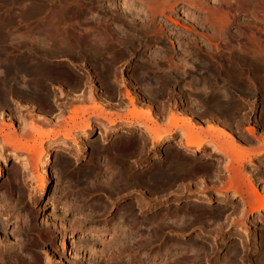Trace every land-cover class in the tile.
<instances>
[{
    "label": "rangeland",
    "instance_id": "374dc122",
    "mask_svg": "<svg viewBox=\"0 0 264 264\" xmlns=\"http://www.w3.org/2000/svg\"><path fill=\"white\" fill-rule=\"evenodd\" d=\"M218 1L222 0H201V6L195 7L186 0H173L161 12L151 13L143 0H0V70L4 45L10 59L29 48L30 56L56 70L46 80L42 101L14 94L0 102V124L15 116L18 140L36 147L39 140L33 131L23 133L31 120L45 132L58 129L62 133L72 125L71 109L79 106L77 121L90 117L92 127L78 129L69 139L61 133L44 138L33 159L25 149L1 145L0 136V264L20 263L19 257L24 264H115L116 258V264H172L173 258H179L175 262L196 258L194 264H224V260L228 264L230 256H237L236 264H264V204L254 212L256 204H245L242 187L239 195L234 191L239 184L233 190L229 186L234 182L230 176L239 172L240 178L252 177L264 196V0H224V5ZM214 4L219 11L231 8L232 14L224 13L225 24L210 15ZM49 27L64 29L71 49H58L59 36ZM71 29L79 34L86 31V37L70 39L78 35ZM11 88H6V96ZM66 98L70 105L62 110L60 103ZM148 103L162 126L170 114L187 118L191 113L197 126L222 127L238 144L254 153L262 148V153L229 166L228 158L211 150L209 143L200 152L176 147L181 129L159 145L139 120L126 127L127 118L115 116L123 117L135 106L145 109ZM92 105L115 121L81 112ZM4 128L0 135L8 131ZM112 151L123 154L120 165L127 170L119 183L111 179ZM174 160L180 163L176 167ZM23 163L30 167L23 169ZM84 171L100 172L94 189L87 181L78 185L72 179L84 176ZM120 220L123 227L115 230ZM232 250L238 254H228ZM7 252L19 253L18 258L15 253L18 262L8 263Z\"/></svg>",
    "mask_w": 264,
    "mask_h": 264
},
{
    "label": "bare ground",
    "instance_id": "6f19581e",
    "mask_svg": "<svg viewBox=\"0 0 264 264\" xmlns=\"http://www.w3.org/2000/svg\"><path fill=\"white\" fill-rule=\"evenodd\" d=\"M144 1V5H147V7H148V9H149V11L151 12V13H154V12H161L166 6H167V4H169V2H170V4H171V2L173 1H171V0H143ZM175 1V0H174ZM177 1V0H176ZM179 1V0H178ZM187 1H188V3H192L194 6L195 5H200V3H201V0H186V3H187ZM203 1V0H202ZM205 1V0H204ZM223 1L224 0H222V1H218V2H221V3H223ZM228 1V0H227ZM227 1H225L226 3H227ZM244 1H249V0H244ZM41 2V1H40ZM58 2V1H57ZM60 2H62V1H60ZM69 2V1H68ZM196 2H197V4H196ZM216 2V1H215ZM217 2V3H218ZM224 2V3H225ZM233 2V1H232ZM241 2V1H240ZM243 2V1H242ZM260 2V1H259ZM45 3H46V1H45ZM52 3V2H51ZM74 3V2H73ZM97 3V2H96ZM172 3H174V2H172ZM182 3V2H181ZM195 3V4H194ZM224 3H223V5H224ZM228 3H229V1H228ZM29 4V3H28ZM31 4V3H30ZM43 4V3H42ZM64 4V3H63ZM69 4V3H68ZM126 4V3H125ZM131 4H133V3H131ZM191 4V5H192ZM204 4H205V2H204ZM207 4V3H206ZM50 5V4H49ZM48 5V6H49ZM70 5V4H69ZM68 5V6H69ZM75 5V4H74ZM73 5V6H74ZM120 5V4H119ZM128 5H130V3H128L126 6H127V8L129 7ZM190 5V4H189ZM198 5V6H199ZM217 5V4H216ZM216 5L214 4V6L216 7ZM222 5V4H221ZM222 5V6H223ZM227 5V4H226ZM259 5V4H258ZM257 5V6H258ZM23 6V5H22ZM63 7H64V5H62ZM67 6V5H66ZM77 6V5H76ZM201 6V5H200ZM203 6V5H202ZM213 6V5H212ZM213 6V8H215ZM221 6V7H222ZM236 6V5H235ZM24 7V6H23ZM88 7V6H87ZM130 7H131V5H130ZM193 7V6H192ZM191 7V8H192ZM195 7H197V6H195ZM206 7V6H205ZM230 6H228V7H224L223 6V8H229ZM232 7V6H231ZM253 7V6H252ZM66 8V7H65ZM91 8V7H90ZM97 8V7H96ZM207 8V7H206ZM208 8H209V6H208ZM212 8V7H211ZM237 8V7H236ZM239 8V7H238ZM241 8V7H240ZM245 8V7H244ZM36 9V11H38V7H36L35 8ZM68 9V8H67ZM193 9V8H192ZM196 9V8H195ZM230 10H231V8H229ZM229 9H226V11H227V14L228 13H230V14H232L231 12H228V10ZM235 9V8H234ZM251 9V8H250ZM69 10V9H68ZM88 10V9H87ZM204 10V9H203ZM209 10V9H208ZM207 10V11H208ZM224 10L225 9H223V11L220 9V11L221 12H223V16H219V14H218V11H219V8H218V10H217V7L215 8V9H213V10H211V16H215V20H218L217 18L218 17H220V19H221V24H225V22H227V14H224L225 12H224ZM232 10H233V8H232ZM238 10H240V9H238ZM48 11V10H47ZM52 11V10H51ZM57 11V10H56ZM134 11V10H133ZM202 11V10H201ZM219 11V12H220ZM242 11V10H241ZM35 12V11H34ZM49 12V11H48ZM97 12V11H96ZM140 12V11H139ZM193 12V11H192ZM199 12V11H198ZM236 12V11H235ZM244 12V11H243ZM62 13V12H61ZM65 13V12H64ZM68 13V12H67ZM208 13H209V11H208ZM240 13V12H239ZM35 14V13H34ZM57 15H58V13H56ZM63 14V13H62ZM84 15H85V13H83ZM94 14V13H93ZM97 14V13H96ZM229 14V15H230ZM19 15V14H18ZM74 15V14H73ZM83 15V16H84ZM95 15V14H94ZM126 15V14H125ZM187 15V14H186ZM209 15V14H208ZM210 15H209V17H210ZM220 15H222V13L220 14ZM229 15H228V17H229ZM238 15V14H237ZM37 16H39V15H37ZM63 16H65V15H63ZM67 16H69L68 14H67ZM91 16H93V15H91ZM119 16V15H118ZM216 16H218V17H216ZM59 17V16H58ZM107 17V16H106ZM120 18H121V16H119ZM126 17V16H125ZM124 17V18H125ZM231 17V16H230ZM87 18H89V17H87ZM92 19H93V17H91ZM103 18V17H102ZM132 18V17H131ZM208 18V17H207ZM54 19H55V17H54ZM61 19V18H60ZM96 19V18H95ZM98 19V18H97ZM109 19V18H108ZM145 19V18H144ZM209 19H211V17L209 18ZM213 19H214V17H213ZM34 20V19H33ZM91 20V19H90ZM235 20V19H234ZM106 21V20H105ZM110 21H112V20H110ZM206 21V20H205ZM210 21V20H209ZM213 21V20H212ZM231 21V20H230ZM95 22V21H94ZM204 22V21H203ZM223 22V23H222ZM65 23V22H64ZM74 23V22H73ZM116 23V22H115ZM192 23V22H191ZM212 23V22H211ZM218 23V22H217ZM216 23V24H217ZM244 23V22H243ZM250 23V22H249ZM37 24V23H36ZM83 24V23H82ZM95 24V23H94ZM215 24V23H214ZM228 24V23H227ZM38 25H39V23H38ZM41 25V24H40ZM57 25V24H56ZM55 25V26H56ZM66 25V24H65ZM69 25V24H68ZM85 25H87V24H85ZM90 25V24H89ZM96 25V24H95ZM186 25V24H185ZM208 25V24H207ZM211 25V24H210ZM241 25V24H240ZM244 25H246L245 23H244ZM88 27V26H87ZM214 27V26H213ZM44 28V27H43ZM43 28H42V30H43ZM50 28V27H49ZM59 28V27H58ZM64 28V27H63ZM83 28H84V26H83ZM108 28V27H107ZM110 28V27H109ZM137 28V27H136ZM140 28V27H139ZM142 28V27H141ZM210 28V27H209ZM216 28H217V25H216ZM230 28V27H229ZM47 29V28H46ZM89 29V28H88ZM102 29V28H101ZM100 29V30H101ZM213 29V28H212ZM242 29V28H241ZM246 29H247V27H246ZM41 30V29H40ZM48 30V29H47ZM52 33H55L56 35L58 34V36H59V38L57 39V41L55 42L56 43V45L58 46V49H66V48H70V46H71V40H69V39H66L65 37V31H64V29H62V28H60V29H56V28H50L49 29ZM48 30V31H49ZM73 32H74V30H75V33L76 34H78V35H75V36H68L70 39H84V36L86 37V31L85 32H83V33H81V34H79V33H77L76 32V29H71ZM110 30V29H109ZM115 30V29H114ZM239 30V29H238ZM88 31V30H87ZM93 31V30H92ZM190 31V30H189ZM38 32V31H37ZM67 32H68V30H67ZM231 32V31H230ZM38 33H41V32H38ZM38 33H36V34H38ZM85 33V34H84ZM91 33V32H90ZM214 33V32H213ZM244 33V32H243ZM44 34V33H43ZM54 34V35H55ZM83 34V35H82ZM95 34V33H94ZM99 34V33H98ZM124 34V33H123ZM252 34V33H251ZM138 35V34H137ZM182 35V34H181ZM229 35V34H228ZM238 35H239V33H238ZM40 36V35H39ZM100 36V35H99ZM140 36V35H139ZM233 36V35H232ZM241 36V35H240ZM118 37V36H117ZM247 37V36H246ZM44 38V37H43ZM110 38V37H109ZM221 38V37H220ZM230 38V37H229ZM90 39H91V37H90ZM94 39V38H93ZM105 39V38H104ZM225 39V38H224ZM233 39V38H232ZM7 40V39H6ZM10 40V39H9ZM20 40V39H19ZM40 39H38V44L40 43V41H39ZM55 40V39H54ZM75 41V40H74ZM96 41V40H95ZM248 41V40H247ZM0 42H3V39H0ZM20 42V41H19ZM43 44H45L46 43V41L44 42V40H42L41 41ZM101 42V41H100ZM112 42V41H111ZM123 42V41H122ZM235 42H237V41H235ZM12 43H13V40H12ZM33 43V42H32ZM35 43V42H34ZM53 43V42H52ZM75 43V42H74ZM77 43V42H76ZM251 43V42H250ZM4 44V43H3ZM6 44V43H5ZM9 44H10V42H9ZM16 44V43H15ZM36 44V43H35ZM78 44V43H77ZM99 44V43H98ZM109 44V43H108ZM1 45V44H0ZM11 45V44H10ZM13 45V44H12ZM47 45H49L48 44V42H47ZM97 45V44H96ZM256 45V44H255ZM74 46V45H73ZM101 46V45H100ZM2 48H1V52H2V55H4V57H6V59L8 60V61H11V62H13V63H15V65L13 64L12 65V63L10 62L9 64H10V67L7 65V68H6V72L5 73H3V72H1L0 71V79H2L3 81V84L4 85H2V87H3V90L5 91L6 90V88L8 87V86H12V90L13 91H10L11 93H9V94H11V95H14L15 93H16V91L14 90V89H16L17 90V88L20 86V87H27L26 88V90L25 91H27L28 92V96H31L34 100H37V101H42L43 99L42 98H44L45 96H46V94H47V91H46V80H47V78H48V76L50 75L51 77H52V73H53V71H54V69H52L51 67H49V65L46 63V62H43V61H38V60H36V58L35 57H32V54H31V56H30V49L29 48H27V50L25 51V54H20V55H18V56H16V57H14L13 59H10V57H7V52H8V47L7 46H1ZM44 47V46H43ZM47 47V46H46ZM244 47V46H243ZM251 47V46H250ZM78 48V47H77ZM237 48V47H236ZM235 48V49H236ZM254 48V47H253ZM47 49H49V47L47 48ZM56 49V48H55ZM71 49V48H70ZM126 49V48H125ZM233 49V48H232ZM252 49V48H251ZM250 49V50H251ZM40 50V49H39ZM46 50V49H45ZM62 50V51H63ZM75 50H77V49H75ZM238 50V49H237ZM33 51V50H32ZM52 51H53V49H52ZM125 51V50H124ZM160 51V50H159ZM162 51V50H161ZM228 51H229V49H228ZM241 51H243V50H241ZM252 51V50H251ZM256 51V50H255ZM52 53V52H51ZM229 53V52H228ZM94 54V53H93ZM162 54V53H161ZM252 54V53H251ZM11 55V54H10ZM49 55V54H48ZM227 55V54H226ZM261 55H262V52H261ZM12 56V55H11ZM36 56V55H35ZM151 56V55H150ZM158 56H160V55H158ZM229 56V55H228ZM264 56V55H263ZM3 57V58H4ZM48 57V56H47ZM46 58V57H45ZM52 59V58H51ZM185 61V60H184ZM101 66V65H100ZM4 68V67H3ZM12 68V69H11ZM250 68V67H249ZM11 69V70H10ZM4 70V69H3ZM5 71V70H4ZM56 71V70H55ZM54 71V72H55ZM149 71V70H148ZM147 71V72H148ZM59 73V72H58ZM139 73V72H138ZM3 74V75H2ZM86 75V74H85ZM247 76V75H246ZM248 77V76H247ZM6 80H10L12 83H15L16 85H19L17 88H15L14 86H13V84H11L10 83V81L7 83V82H5ZM91 82V81H90ZM158 82V81H157ZM49 83V82H48ZM155 83V82H154ZM89 85V84H88ZM204 86V85H203ZM19 87V88H20ZM10 88V87H9ZM14 88V89H13ZM18 88V89H19ZM228 88V87H227ZM10 89V90H11ZM103 89V88H102ZM23 89H21V91H22ZM48 90V89H47ZM24 91V92H25ZM137 91V90H136ZM20 92V91H19ZM90 92V91H89ZM148 92V91H147ZM18 93V92H17ZM16 93V94H17ZM23 93V92H22ZM128 93V92H127ZM8 94V93H7ZM24 94H26V93H23V94H21V96H23ZM80 94V93H79ZM149 94V93H148ZM228 94V93H227ZM18 95H20V93L18 94ZM72 95H75V94H72ZM89 95V94H88ZM91 96H92V94H90ZM4 96H6V95H4ZM26 95H24V97H25ZM67 96V95H66ZM65 96V97H66ZM78 96V95H77ZM80 96V95H79ZM82 96H84V94H82ZM149 96V95H148ZM81 97V96H80ZM94 97V96H93ZM92 97V98H93ZM103 97V96H102ZM145 97V96H144ZM225 97V96H224ZM63 98V97H62ZM67 98H69V97H67ZM67 98H66V100H67ZM77 98V97H76ZM83 98V97H82ZM149 98V97H148ZM4 99V98H3ZM12 99V98H11ZM26 99H29V97L27 98L26 97ZM81 98H79L78 100H80ZM130 99V98H129ZM7 100V99H6ZM70 100V99H69ZM106 100V99H105ZM104 100V101H105ZM148 100V99H147ZM59 101V100H58ZM133 102L132 101V99H130L129 100V102ZM145 101H146V99H145ZM2 102H3V100H2ZM148 102V101H147ZM65 103H66V101H65ZM65 103H62V105L63 104H65ZM61 104V103H60ZM68 104V103H67ZM86 104V103H85ZM131 104V103H130ZM133 104H135L134 102H133ZM132 104V105H133ZM30 105V104H29ZM70 105V104H69ZM64 106V105H63ZM134 106V105H133ZM79 107V106H78ZM78 107H75L74 109H71L72 111V115L71 116H69V119H70V121H71V126H70V128L69 129H65L64 128V130L62 131V133L60 132V131H54V130H52V131H50V132H45L44 130H42L41 128H40V126H36V125H34L33 124V122H32V120L30 121V125H28V127L26 126V128H25V126H24V128H23V133H26V131L25 130H32L33 131V134L35 135V137H36V140L38 139L39 141H36L37 142V144H38V146L36 147V145H27V144H24V142L23 143H21L19 140H18V136L15 134V129L13 128L14 127V122H19V120L18 119H16V117L15 116H13L12 118H10V122L9 123H1L0 124V132L1 131H4V126L8 129V131L5 133V134H1L0 136H2V144L1 145H7V146H9V147H12L13 149H15V150H23V151H25V150H27L29 153H30V155L32 156V158L30 157V159H33V157H35V155L37 156V153L39 152V150H38V147L39 146H42V144H43V140H44V138H50V137H54V136H58V134L59 133H61V135H62V137L65 139V138H68L69 139V137L71 136V135H73V132H75V131H77L78 129H81V128H83V127H87L89 130H92V127H91V120H90V117L89 118H86L83 122L82 121H77V119H79V114L80 113H78L79 111H78ZM65 108H67V107H65ZM128 108V107H127ZM155 108V107H154ZM62 109V108H61ZM61 109H60V111H61ZM68 109V108H67ZM80 109V108H79ZM152 108H151V105L148 103L147 104V107H145V109L143 108H140V109H138V107L136 108V106L135 107H133L131 110H128L127 112H129L127 115H125V116H123L122 117V115L121 116H118V115H115L116 116V118H119V119H123V118H127V120H126V127H131V125L132 124H134L133 122H132V120L133 119H137V120H139L140 122H138V123H140L139 125L140 126H142L143 127V130L144 131H147V132H150L151 134H152V137H153V141H155L156 143H160L164 138H166V137H168V136H171L172 135V133H174V132H176L177 131V129H181L182 130V132H181V134H180V139L179 140H176V143H175V145H176V147H178L179 146V148H180V146H185L186 148H187V150H189V151H192V152H200V151H203L202 150V148L205 146V145H207V143H209L210 144V147L212 146V149L211 150H213V151H219V152H221L220 154H224L227 158H228V164H229V166H232L231 164L232 163H242V161H243V159H245L246 157H247V159L249 158V160H251L252 158H250V156H252L253 154L254 155H260L261 153H262V151H264V147H263V150H262V148L260 149V150H262V151H260V150H257V152L256 153H254L253 152V150L251 149H249V148H247L246 146H243V145H241V144H238L237 143V141H236V139L234 138V136L229 132V131H227L226 129H224V128H222V127H219V126H213V125H211V124H209V125H207V127L206 128H203L202 126H197L196 125V120H194V118L192 117V114L190 113V114H188V117L187 118H180V117H178V116H176V115H171L170 114V116H169V118H167L168 120H169V122L168 123H166V125L165 126H162V123H160L158 120H157V118H156V116L152 113V110H151ZM63 110V109H62ZM98 106H96V105H92V107H90V108H87V109H85V110H83L82 109V113H85V112H90V113H92V115H98V116H101L103 119H106V121L107 122H109V123H112L113 121H115V117L113 116L112 117V115H110V116H107L106 114H103V113H101V112H98ZM164 110V109H163ZM101 111V110H100ZM188 111V110H187ZM12 112V111H11ZM2 113V112H1ZM82 113H81V115H82ZM110 113V112H109ZM156 114V113H155ZM175 114V113H174ZM15 115V114H14ZM89 115V114H88ZM114 115V114H113ZM11 116V115H10ZM158 116V115H157ZM66 117V116H65ZM64 117V118H65ZM184 117V116H183ZM67 118V117H66ZM66 118H65V120H66ZM129 118V119H128ZM2 119V118H1ZM3 120V119H2ZM1 120V121H2ZM68 120V119H67ZM136 120V121H137ZM2 122H4V121H2ZM46 123H49V122H46ZM66 123V122H65ZM27 124V123H26ZM60 124V123H59ZM104 124V123H103ZM114 125V124H113ZM122 126V125H121ZM112 127H114V126H112ZM116 127H118V126H116ZM119 128V127H118ZM116 129V128H115ZM128 131V130H127ZM143 132V131H142ZM249 132H253V128L249 131ZM52 139V138H51ZM143 139V138H142ZM53 141V140H52ZM55 141V140H54ZM139 142V141H138ZM144 142V141H143ZM263 142V141H262ZM124 143V142H123ZM126 143V142H125ZM51 144H52V142H51ZM262 144V143H261ZM260 144V145H261ZM160 145V144H159ZM209 146V145H208ZM262 146V145H261ZM260 146V147H261ZM143 147H144V145H143ZM2 147H0V149H1ZM189 148V149H188ZM25 149V150H24ZM184 149V148H183ZM185 150V149H184ZM17 152V151H16ZM115 151H112V156H111V158H109L111 161H110V165H111V168H112V176L111 177H113V178H111L112 180H114V182L115 183H119V181L122 179V176H123V172L124 171H127V170H124L122 167H121V160H120V157L123 155V154H121V156H119V154H117V152H115ZM186 152V151H185ZM218 152V153H219ZM213 154V153H212ZM10 155V154H9ZM14 155V154H13ZM34 155V156H33ZM45 157L48 155V151L47 152H45ZM44 155H43V157H44ZM155 155V154H154ZM191 155V154H190ZM223 155V156H224ZM139 156V155H138ZM9 157V156H8ZM15 161H17V162H19L18 160V157H16V156H11ZM44 157V158H45ZM123 157V156H122ZM140 157V156H139ZM3 159H6V157L5 158H3ZM9 159V158H8ZM122 159V158H121ZM135 160V159H134ZM175 161V160H174ZM174 161H172V166H175L176 167V165H179L180 163H178V162H174ZM2 162V161H1ZM43 162V161H42ZM47 162V161H46ZM63 162H64V160H63ZM62 162V163H63ZM97 162H99V161H97ZM97 162H95L96 164H97ZM105 162V161H104ZM61 163V164H62ZM65 163V162H64ZM99 163H101V162H99ZM48 164V163H47ZM99 165V164H98ZM102 165V164H101ZM105 165V164H104ZM107 165V164H106ZM105 165V166H106ZM171 165V164H170ZM235 165V164H234ZM239 165V164H238ZM238 165H237V167H238ZM241 165V164H240ZM45 166V165H44ZM44 166H42V167H44ZM100 166V165H99ZM228 166V167H229ZM21 167V166H20ZM22 167H23V169H27L28 167H30V165H28L27 163H23L22 164ZM104 167V166H103ZM233 167H235V166H233ZM99 168V167H98ZM108 168H109V166H108ZM110 168V169H111ZM226 168V167H225ZM48 169V168H47ZM102 169V168H101ZM226 169H228V168H226ZM237 169H239V168H237ZM241 169V168H240ZM239 169V170H240ZM106 170V169H105ZM231 170V169H230ZM229 170V171H230ZM96 171V170H95ZM101 171V170H100ZM82 172V171H81ZM85 172V171H84ZM244 172V171H243ZM78 173H80V172H78ZM83 173V172H82ZM82 173H80V174H82ZM106 173H108V172H106ZM105 173V174H106ZM108 173V174H109ZM126 173V172H125ZM124 173V174H125ZM161 173H163V172H160L159 171V174H161ZM183 173V172H182ZM239 172H237L236 173V175H234V178H232L231 176H230V178H231V182H233V183H235V181H236V183L235 184H231V185H229L230 187H232V189L231 190H233L236 186L238 187V185H236V184H239L240 185V187H238V189L239 190H234V191H236V193L238 192V194L240 195V189H241V187H242V192L243 193H245L246 194V198H245V204H248V205H252V204H256V206L255 205H252V206H255V208H254V212H257V211H259L261 208H262V205L264 204V196L263 195H260V194H262V193H260L259 194V192H258V188H256V184L254 185L253 184V180L251 179L252 177H250V176H248L247 174V176L245 177V178H242V176H241V178H240V175H237ZM246 173V172H245ZM100 174V172L99 173H94L93 171H86L85 172V178H82V177H84V176H75V177H73L74 175H72V179L74 180H76V182H77V184L78 185H80V184H82L83 183V181H87V182H89V183H87V182H85L86 184H89L88 186H92L93 187V189L95 188V184H96V182L95 183H93L94 181H96V178L98 177V175ZM158 174V175H159ZM240 174H242V173H240ZM102 175V174H101ZM100 175V176H101ZM126 175V174H125ZM162 175V174H161ZM0 176H1V168H0ZM107 176V175H106ZM109 176V175H108ZM164 176V175H163ZM236 176V177H235ZM125 177V176H124ZM102 178H105V177H102ZM229 178V179H230ZM109 179V178H108ZM110 179V181H112ZM124 179V178H123ZM162 179V178H161ZM232 179H233V181H232ZM98 180V179H97ZM248 181V185L245 183V181ZM252 180V181H251ZM106 181H108V180H106ZM75 182V181H74ZM99 182V181H98ZM103 183V182H102ZM112 183V182H111ZM108 185V184H107ZM106 185V186H107ZM115 185V184H114ZM117 186H118V184H116ZM235 187H234V186ZM84 186H87V185H84ZM87 186V187H88ZM113 186V185H112ZM111 186V187H112ZM43 187H45L44 185H43ZM43 187H42V189H43ZM87 187H86V190H91V189H87ZM91 188V187H90ZM113 188H114V186H113ZM116 186H115V190H116ZM125 188V187H124ZM41 189V190H42ZM68 189V188H67ZM84 189H85V187H84ZM229 189V188H228ZM230 190V189H229ZM64 191V190H63ZM70 191V190H69ZM92 191V190H91ZM72 192V191H71ZM75 192H73V194H74ZM91 194V193H90ZM243 196V195H242ZM241 197V196H240ZM82 199V198H81ZM244 200V199H243ZM96 202V201H95ZM104 204V203H103ZM244 204V205H245ZM247 206V205H246ZM248 207H250V209H251V206H248ZM238 209V208H237ZM236 209V210H237ZM122 213V212H121ZM120 215V214H119ZM130 216V215H129ZM116 217H118V216H116ZM136 217V216H135ZM119 218L120 219H122L123 220V216L121 215V216H119ZM187 218V217H186ZM116 219V218H115ZM118 219V218H117ZM116 219V220H117ZM132 219H133V217H132ZM132 219H130L131 221H132ZM215 219V218H214ZM236 219V218H235ZM134 222L133 223H135V219L133 220ZM209 221V220H208ZM213 221V220H212ZM217 221V220H216ZM238 221V220H237ZM181 222V221H180ZM224 222V221H223ZM234 222V221H233ZM114 223V222H113ZM119 223H121V220L120 221H118V225H116L115 224V230H116V228H118L120 225H119ZM127 223V222H126ZM62 224V223H61ZM124 224V223H123ZM153 224H154V222H153ZM239 224V223H238ZM126 225V224H125ZM124 225V226H125ZM183 225V224H182ZM216 225V224H215ZM166 226V225H165ZM173 226V225H172ZM225 226V225H224ZM120 227H123V225L122 226H120ZM119 227V228H120ZM142 227V226H141ZM151 227H153V226H151ZM219 227V226H218ZM138 228V227H137ZM157 228V227H156ZM175 228V227H174ZM169 229V228H168ZM201 229V228H200ZM215 229H217V228H215ZM21 230V229H20ZM93 230H96V229H93ZM114 230V231H115ZM149 230V229H148ZM97 231V230H96ZM95 231V232H96ZM137 231H139V230H137L136 229V232ZM17 232V231H16ZM90 232V231H89ZM123 232H125V231H123ZM127 232V231H126ZM112 233V232H111ZM115 233V232H114ZM129 233V232H128ZM134 233V232H133ZM217 233V232H216ZM24 234V233H23ZM91 234V233H90ZM100 234V233H99ZM127 234V233H126ZM85 235V234H84ZM94 235V234H93ZM96 235H98V234H96ZM124 235V234H123ZM130 235V234H129ZM138 235L141 237L140 239H142V235H140L139 234V232H138ZM153 235V234H152ZM220 235V234H219ZM244 235V234H243ZM87 236V235H86ZM85 236V237H86ZM138 236V237H139ZM202 236V235H201ZM125 237V236H124ZM130 237V236H129ZM131 237H133V236H131ZM156 237V236H155ZM73 238V237H72ZM104 238V237H103ZM120 238V237H119ZM127 238V237H126ZM149 238L150 237H148V240H149ZM152 239H154L153 237H151ZM157 238V237H156ZM213 238V237H212ZM246 238V237H245ZM18 239V238H17ZM129 239H131V238H129ZM139 239V238H138ZM241 239V238H240ZM243 239V238H242ZM29 240V239H28ZM115 241H116V238L114 239ZM117 240H118V238H117ZM121 240V239H120ZM120 240H118L117 241V243L120 241ZM1 241H3V240H1ZM0 241V242H1ZM74 241V240H73ZM114 241V242H115ZM129 241V240H128ZM131 241V240H130ZM134 241H136L135 240V238H134ZM75 242V241H74ZM5 243H6V241H5ZM5 243H4V245H5ZM44 243V242H43ZM71 243V242H70ZM73 243V242H72ZM116 243V244H117ZM124 243V242H123ZM128 243V242H127ZM131 243H133L132 241H131ZM134 243H137V241L136 242H134ZM154 243V242H153ZM243 243V242H242ZM119 244V243H118ZM256 244V243H255ZM2 245V244H1ZM3 245V246H4ZM115 245V244H114ZM122 245V244H121ZM137 245V244H136ZM141 245V244H140ZM251 245H253V244H251ZM69 246V245H68ZM137 246H139V245H137ZM142 246H144V245H142ZM167 246V245H166ZM7 247H8V245H7ZM116 247V246H115ZM120 247V246H119ZM124 248H121V249H124L125 251H126V247L125 246H123ZM134 247V246H133ZM132 247V248H133ZM139 247H141V246H139ZM145 247V246H144ZM143 247V248H144ZM201 247V246H200ZM246 247V246H245ZM248 247V246H247ZM114 248V247H113ZM149 248V247H148ZM167 248V247H166ZM188 248V247H187ZM203 248V247H202ZM235 247H233L232 249H234ZM2 249V248H1ZM7 249V248H6ZM57 249V248H56ZM115 249H117V248H115ZM137 249H140V248H138L137 247ZM237 249V252H238V248H236ZM235 249V250H236ZM243 249V248H242ZM248 249V248H247ZM246 249V250H247ZM253 249V248H252ZM5 250V249H4ZM21 250V249H20ZM55 250V249H54ZM120 250V249H119ZM133 250V249H132ZM146 250H149V249H146ZM166 250V249H165ZM191 250V249H190ZM19 251V250H18ZM56 251V250H55ZM121 251V250H120ZM163 251V250H162ZM205 251V250H204ZM228 251H230V250H228ZM11 252V251H10ZM20 252V251H19ZM122 252V251H121ZM136 252V251H135ZM233 252H235V254H233ZM236 251H234V250H232L231 252H229L228 254H233V255H237L238 253H237ZM246 252V251H245ZM244 252V253H245ZM5 253V252H4ZM16 253V252H15ZM14 252L12 253V255H10L8 252H7V255L9 254L10 256H8L11 260H9V262L8 263H16V262H18V254H17V258H16V254H15ZM62 253V252H61ZM137 253V252H136ZM161 253V252H160ZM159 253V254H160ZM184 253V252H183ZM204 253V252H203ZM2 252H1V255H0V258H2L3 256H2ZM15 254V255H14ZM146 254V253H145ZM185 254V253H184ZM187 254V253H186ZM190 254V253H189ZM6 255V256H7ZM60 255V254H59ZM133 255V254H132ZM142 255V254H141ZM211 255V254H210ZM243 255V254H242ZM6 256H4V257H6ZM22 256V255H21ZM128 256H130L131 257V255H128ZM135 256V255H134ZM63 257V256H62ZM116 257H118L119 258V256H116ZM146 257V256H145ZM180 257V256H179ZM64 258V257H63ZM115 258V257H114ZM129 258V257H128ZM165 258V257H164ZM230 258V260H227V261H229L228 262V264H236V262H235V258H237V256L235 257V256H230L229 257ZM229 258H227V259H229ZM120 259V258H119ZM168 259H170V257L168 258ZM175 258H173V259H171V260H173L172 262V264H194V261H195V259L196 258H191V259H187V260H185V261H182V262H175V260H177V259H179V258H177V259H175ZM181 259V258H180ZM19 260H20V263L18 262L17 264H24V262L22 261V258L21 257H19ZM117 258L115 259V261L117 262ZM129 260V259H128ZM128 260H127V262H128ZM131 260H133V258L131 259ZM166 260V259H165ZM171 260H170V262H171ZM1 261H4V260H2L1 259ZM35 261V260H34ZM57 261H58V259H57ZM197 261V260H196ZM200 261V260H199ZM225 261V260H224ZM222 262V263H224V264H226L227 262ZM238 261V260H237ZM6 262V261H5ZM60 262V261H59ZM67 262V261H66ZM116 262H113V263H115L116 264ZM118 262H122L121 260L120 261H118ZM125 262V261H124ZM123 262V263H124ZM131 262V261H130ZM130 262H128L127 264H131ZM135 261L133 260V263H134ZM150 262V261H149ZM166 262V261H165ZM164 261H163V263H165ZM239 262V261H238ZM1 263V262H0ZM33 263V262H32ZM122 263V264H123ZM137 263V262H136ZM153 263V262H152ZM167 263H169V262H167ZM26 264H29V263H26ZM53 264V263H52ZM135 264V263H134ZM150 264V263H149ZM161 264V263H160ZM166 264V263H165ZM239 264V263H238Z\"/></svg>",
    "mask_w": 264,
    "mask_h": 264
},
{
    "label": "flooded vegetation",
    "instance_id": "af4514ba",
    "mask_svg": "<svg viewBox=\"0 0 264 264\" xmlns=\"http://www.w3.org/2000/svg\"><path fill=\"white\" fill-rule=\"evenodd\" d=\"M3 56H4V55H3ZM7 57H9V55H7ZM10 62H11V61H8V60L6 59V57H4L3 60H2V65H3L4 68H2V70H0V71L3 72V73H5V72H6L7 65L10 67V64H9ZM11 63H12V65H13V64L15 65V63H13V62H11ZM3 69H4L5 71H4ZM11 69H12V68H11ZM11 69H10V70H11ZM2 75H3V74H2ZM0 77H1V76H0ZM2 81H3V80L0 79V102H1V103H5L8 99H10L11 97H13V95L8 94L7 96H4V95H5V91L3 90V87H2V85H4V84H3L4 81H3V82H2ZM9 81H10V80H6L5 82L8 83ZM10 83L13 84V86H14L15 88H17V87L19 86V85H16L15 83H12L11 81H10ZM19 87H20V86H19ZM19 87H18V88H19ZM18 88H17V90L14 89V88H13V89L16 91V93L18 92L17 94L20 93V96H21V94L26 93V94H24V95H26L25 97H24V95L21 96V97H23V98H26V97L28 98V97H29V99H33L31 96H28V95H29L28 92H27L28 90L25 91L27 87H23V88L20 87L19 89H18ZM21 89H23V90L21 91ZM24 89H25V90H24ZM19 91H20V92H19ZM24 91H25V92H24ZM22 92H23V93H22ZM16 93H15V94H16ZM3 98H4V99H3ZM6 99H7V100H6ZM2 100H3V102H2ZM33 100H34V99H33ZM36 101H37V100H36ZM65 101H66V103H65ZM62 103H65L66 105H65V104H64V106L61 105L60 108H64V107H66V106L69 105V102H68L67 100L61 101V104H62ZM67 103H68V104H67ZM20 116H21V115H20ZM17 117H18V116H17Z\"/></svg>",
    "mask_w": 264,
    "mask_h": 264
}]
</instances>
